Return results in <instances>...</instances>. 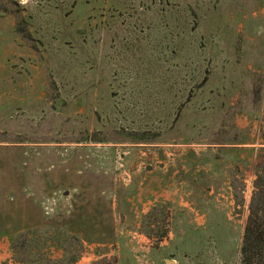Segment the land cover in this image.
<instances>
[{"label":"rangeland","instance_id":"1","mask_svg":"<svg viewBox=\"0 0 264 264\" xmlns=\"http://www.w3.org/2000/svg\"><path fill=\"white\" fill-rule=\"evenodd\" d=\"M259 173L264 0H0V264H240Z\"/></svg>","mask_w":264,"mask_h":264},{"label":"trees","instance_id":"2","mask_svg":"<svg viewBox=\"0 0 264 264\" xmlns=\"http://www.w3.org/2000/svg\"><path fill=\"white\" fill-rule=\"evenodd\" d=\"M19 31V30H18ZM20 33H23L20 30ZM24 35V34H23ZM27 35V34H25ZM259 97V91L255 92V98ZM253 196L248 206V217L245 222L243 239L241 241L240 264H264V174L259 173L256 175V179L253 181ZM155 208H152L150 212L145 216L147 222H154ZM155 220V219H154ZM152 232L145 233L150 238ZM162 238L165 237V233L162 234ZM78 256H67L64 264H75ZM115 259L106 258L93 262L92 264H114Z\"/></svg>","mask_w":264,"mask_h":264},{"label":"crops","instance_id":"3","mask_svg":"<svg viewBox=\"0 0 264 264\" xmlns=\"http://www.w3.org/2000/svg\"><path fill=\"white\" fill-rule=\"evenodd\" d=\"M44 164V163H43ZM61 168L60 170L58 169L55 171V174L52 176L53 177V183L54 186L58 188L56 195L53 196L52 198V205L56 208L60 207L62 204H64V201H68L66 204L70 208L72 206V198L70 193L68 195H61L62 191L63 192H72V191H80V192H87L89 189V186L83 184V182L88 181L87 178H82L86 176V170L85 167L83 170L78 169L76 171V168H74L76 165L72 161V159L66 158L61 161ZM25 165V164H24ZM78 174V175H77ZM77 175V176H76ZM152 177L150 178V188L154 183H157L158 180H165L168 182V174L163 167H159L158 162L156 163V167L152 169L151 171ZM24 179L26 181L32 180L36 181L40 186H42V189L45 186L46 178L41 176V172L39 170L38 173L33 174L32 177H30L29 172L24 171ZM82 179H85L84 181ZM193 180H197L196 177L194 176ZM166 185V184H165ZM154 196H157V193L153 192ZM74 196V194H73ZM157 198V197H156ZM155 198V200H156ZM74 200V198H73ZM80 204L85 205V203L82 201Z\"/></svg>","mask_w":264,"mask_h":264}]
</instances>
